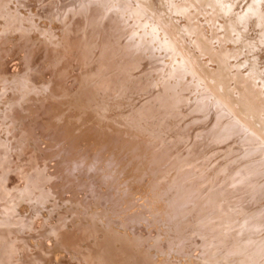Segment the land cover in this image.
Returning a JSON list of instances; mask_svg holds the SVG:
<instances>
[{
  "label": "rangeland",
  "instance_id": "obj_1",
  "mask_svg": "<svg viewBox=\"0 0 264 264\" xmlns=\"http://www.w3.org/2000/svg\"><path fill=\"white\" fill-rule=\"evenodd\" d=\"M144 1L0 0V264H264V0Z\"/></svg>",
  "mask_w": 264,
  "mask_h": 264
},
{
  "label": "bare ground",
  "instance_id": "obj_2",
  "mask_svg": "<svg viewBox=\"0 0 264 264\" xmlns=\"http://www.w3.org/2000/svg\"><path fill=\"white\" fill-rule=\"evenodd\" d=\"M151 1H152V0H151ZM144 2L146 3L147 1L145 0ZM150 3H151V2H150ZM147 4H148V3H146V5H147ZM187 4H188V2H187ZM178 6H179V5H178ZM178 6H177V7H178ZM87 8H88V7H87ZM85 9H86V8H85ZM156 16H157V15H156ZM224 26H225V25H224ZM221 49H222V48H221ZM221 49H220V50H221ZM218 51H219V50H218ZM218 51H217V52H218ZM103 52H104V51H103ZM106 53H107V52H106ZM106 53H105V54H106ZM84 54H85V53H84ZM103 54H104V53H103ZM109 54H111V53H108V56H109ZM216 56H217V55H216ZM89 57H90V56H89ZM100 57H101V56H100ZM103 57H104V55H103ZM103 57H102V58H103ZM109 57H110V56H109ZM223 57H224V56H223ZM223 57H222V58H223ZM225 57H226V56H225ZM90 58H92V57H90ZM107 58H108V57H106V59H107ZM217 58H218V56H217ZM107 60H108V59H107ZM107 60H105V61H107ZM62 61H63V60H62ZM66 61H68V60H66ZM79 61H80V60H79ZM87 61H88V60H87ZM89 61H90V60H89ZM103 61H104V60H103ZM105 61H104V62H105ZM219 61H220V60H219ZM224 61H225V60H224ZM81 62H82V61H81ZM93 62H94V61H93ZM104 62H102V60H101L100 63H101V64H102V63L104 64ZM220 62H221V61H220ZM61 63H62V62H61ZM71 63H72V62H71ZM76 63H77V62H76ZM223 63H224V62H223ZM79 65H80V64H79ZM105 65L107 66L108 64L105 63ZM105 65H104V68H105ZM97 67H98V66H97ZM101 67H102V66H101ZM107 67H109V66H107ZM97 69H98V68H97ZM107 69H108V68H107ZM89 70H90V69H89ZM116 70H117V69H116ZM94 71H95V70H94ZM117 71H118V70H117ZM84 72H85V71H84ZM88 73H89V72H88ZM88 73H87V74H88ZM96 73H97V72H96ZM81 74H82V73H81ZM90 75H91V74H90ZM130 77H132V76H130ZM78 78H79V77H78ZM128 78H129V76H128ZM126 79H127V78H126ZM78 83H79V81H78ZM126 83H127V81H126ZM78 87H79V86H78ZM83 87H84V85H83ZM85 87H87V86L85 85ZM124 87H125V86H124ZM82 89H83V88H82ZM82 89H79V90H82ZM87 89H88V88H87ZM89 89H90V88H89ZM83 91H84V89H83ZM90 91H91V90H90ZM56 93H57V92H56ZM79 93H80V92H79ZM81 93H82V92H81ZM90 93H91V92H90ZM90 93H89V94H90ZM82 94H83V93H82ZM82 94H81V95H82ZM84 95H85V94H84ZM90 95H91V94H90ZM92 95H93V94H92ZM73 96H74V95H73ZM75 98H76V97H75ZM79 100H80V99H79ZM79 100H78V101H79ZM91 102H92V101H91ZM91 102H90V104H91ZM45 103H46V102H45ZM52 104H53V102H52ZM49 105H50V104H49ZM82 105H83V103H82ZM91 106H92V105H91ZM25 107H26V106H25ZM49 107H50V106H49ZM98 107H99V106H98ZM103 107H104V106H103ZM85 108H86V107H85ZM85 108H84V109H85ZM99 108H100V107H99ZM40 109H41V108H40ZM47 110H48V109H47ZM101 110H102V109H101ZM34 111H35V110H34ZM34 111H33V112H34ZM39 111H40V110H39ZM97 111H98V110H97ZM99 111H100V110H99ZM99 111H98V112H99ZM102 111H103V110H102ZM100 112H101V111H100ZM104 112H105V111H104ZM35 115H37V114H35ZM48 115H49V114H48ZM33 117H34V116H33ZM33 117H32V118H33ZM36 117L38 118V115H37ZM40 118H41V117H40ZM32 120H33V119H32ZM35 121H36V120H35ZM35 121H34V123H35ZM34 125H35V124H34ZM113 129H114V128H113ZM43 130H44V129H43ZM32 131H33V130H32ZM173 131H174V130H173ZM30 132H31V131H30ZM42 132H43V131H42ZM78 133H79V132H78ZM83 133H86V132L83 131L82 134H83ZM109 133H111V132H109ZM25 134H26V132H25ZM33 134H34V133H33ZM111 134H112V133H111ZM118 134H120V133H118ZM26 135H27V134H26ZM26 135H25V136H26ZM29 135H30V134H29ZM39 135H40V134H39ZM112 135H113V134H112ZM20 136H21V135H20ZM76 136H78V134H77ZM118 136H119V135H118ZM134 136H135V135H134ZM27 137H28V136H27ZM40 137H41V136H40ZM81 137H82V136H81ZM84 137H85V136H84ZM86 137H87V136H86ZM86 137H85V138H86ZM135 137H136V136H135ZM77 138H78V137H77ZM85 138H84V139H85ZM117 138H118V137H117ZM137 138H138V137H137ZM5 139H6V138H5ZM24 139H25V138H24ZM27 139H28V138H27ZM36 139H37V138H36ZM74 139H75V138H74ZM132 139H133V136H132ZM81 140H82V139H81ZM72 141H73V140H72ZM77 141H78V140H77ZM86 141H87V140H86ZM138 141H139V140H138ZM9 142H10V141H9ZM25 142H26V140H25ZM36 142H37V141H36ZM73 142H74V141H73ZM82 142H83V141H82ZM113 142H114V141H113ZM115 142H117V141H115ZM2 143H3V142H2ZM21 143H22V142H21ZM12 144H13V143H12ZM23 144H24V143H23ZM10 145H11V144H10ZM47 145H48V144H47ZM72 145H73V144H72ZM84 145H85V144H84ZM86 145H87V144H86ZM99 145H100V144H99ZM109 145H110V144H109ZM111 145H113V144H111ZM143 145H144V143H143ZM173 145H174V144H173ZM41 146H42V145H41ZM59 146H60V145H59ZM62 146H63V145H62ZM62 146H61V147H62ZM76 146H77V145H75V146L73 145V147H76ZM79 146H80V145H79ZM103 146H104V145H103ZM103 146H102V147H103ZM140 146H141V145H140ZM169 146H170V145H169ZM70 147H71V146H70ZM99 147H101V146H99ZM102 147H101V148H102ZM113 147H115V148L117 147V146H115V143H114V146H113ZM141 147H142V146H141ZM144 147H145V146H144ZM36 148H37V146H36ZM36 148H35V149H36ZM64 148H66V147H64ZM71 148H72V147H71ZM71 148H69V149L72 151L73 149H71ZM83 148H84V146H83ZM88 148H89V147H88ZM97 148H98V147H97ZM101 148H98L97 151H99V149H101ZM115 148H114V149H115ZM42 149H43V148H42ZM42 149H41V150H42ZM66 149H67V148H66ZM79 149H80V148H79ZM86 149H87V148H86ZM104 149H105V148H104ZM134 149H135V148H134ZM139 149H140V148H139ZM167 149H168V148H167ZM36 150H38V149H36ZM81 150H82V149H81ZM87 150H88V149H87ZM106 150H107V149H106ZM162 150H163V149H161L160 151L162 152ZM51 151H54V150H51ZM51 151H50V152H51ZM64 151H65V150H64ZM66 151H67V150H66ZM73 151H74V150H73ZM76 151H77V150H76ZM84 151L86 152V150H83V152H84ZM89 151H90V150H89ZM92 151H93V150H91L90 153H91ZM95 151H96V150H95ZM164 151H166V150H164ZM164 151H163V152H164ZM167 151H169V150H167ZM21 152H22V151H21ZM24 152H26V151H24ZM34 152H35V151H34ZM38 152L40 153L41 151H38ZM55 152H56V151H55ZM58 152H59V151H58ZM77 152H78V151H77ZM111 152H112V151H111ZM36 153H37V152H36ZM47 153H48V152H47ZM53 153H54V152H53ZM59 153H60V152H59ZM66 153H67V152H66ZM80 153H81V151H80ZM99 153H100V151H99ZM105 153H106V151H105ZM105 153H103V154L105 155ZM109 153H110V152H109ZM157 153H158V152H157ZM164 153H165V152H164ZM16 154H17V152H16ZM23 154H25V153H23ZM64 154H65V153H64ZM85 154H86V153H85ZM87 154H88V153H87ZM92 154H94V153H92ZM92 154H91V155H92ZM97 154H98V153H96V156L100 155V154H98V155H97ZM159 154H160V153H159ZM167 154H168V153H167ZM39 155H40V154H39ZM45 155H46V158H47V155H49V154H45ZM59 155H61V154H59ZM75 155H77V154H75ZM78 155H79V154H78ZM78 155H77V156H78ZM83 155H84V154H83ZM94 155H95V154H94ZM101 155H102V154H101ZM160 155H161V154H160ZM165 155H166V154H165ZM33 156H34V155H33ZM33 156H32V157H33ZM42 156H43V155H42ZM68 156H69V155H68ZM85 156H88V155H85ZM85 156H82V155L80 154V155L78 156V158H79V157H81V158L83 157V158H84ZM105 156H106V155H105ZM166 156L168 157V155H166ZM166 156H165V157H166ZM35 157H36V156H35ZM58 157H59V156H57V158H58ZM70 157H71V156H70ZM160 157H161V156H160ZM39 158H40V157H39ZM42 158H43V157H42ZM44 158H45V157H44ZM53 158H56V157H53ZM72 158H74V160H75V157H72ZM83 158H82V159H83ZM89 158L92 159L91 156H89L88 159H89ZM100 158H101V157H100ZM102 158H103V157H102ZM104 158H105V157H104ZM16 159H17V158H15V160H16ZM48 159H49V158H48ZM161 159H163V158H161ZM164 159H165V158H164ZM24 160H25V159H24ZM32 160H33V159H32ZM53 160H54V159H53ZM55 160L57 161V159H55ZM58 160H59V159H58ZM80 160H81V159H80ZM86 160H87V159H86ZM86 160H84V161L82 162V164H83ZM89 160H90V159H89ZM89 160H88V162H92V161H89ZM92 160H93V159H92ZM113 160H114V159H113ZM156 160H157V159H156ZM18 161H19V160H18ZM56 161H55V162H56ZM66 161H67V160H66ZM104 161H105V160H104ZM12 162H13V161H12ZM44 162H45V160H44ZM60 162H61V161H60ZM64 162H65V161H64ZM78 162H79V161H78ZM88 162L86 161L87 166H88V165L90 166L92 163L90 164V163H88ZM105 162H106V161H105ZM108 162H109V161H108ZM161 162H162V161H161ZM18 163H19V162H18ZM34 163H35V162H34ZM46 163H47V162H46ZM65 163H66V162H65ZM67 163H68V162H67ZM74 163H75V162H74ZM80 163H81V162H80ZM109 163H111V162H109ZM158 163H159V162H158ZM12 164H13V163H12ZM48 164H49V163H48ZM56 164H57V162H56ZM58 164H59V163H58ZM82 164H81V165H82ZM95 164H98V163H95ZM95 164H94V165H95ZM105 164H106V163H105ZM114 164L117 165V163H115V162H114ZM154 164H157V163H154ZM9 165H10V164H9ZM36 165H37V164H36ZM62 165H63V164H62ZM75 165H76V164H75ZM83 165H86V164H83ZM83 165H82V166H83ZM99 165H100V164H99ZM107 165H108V164H107ZM107 165H106V166H107ZM109 165H110V164H109ZM116 165H115V167H116ZM50 166H51V165H50ZM57 166H59V165H57ZM67 166H68V165H67ZM70 166H71V165H70ZM87 166H85V167L87 168ZM89 166H88V168H90ZM92 166H93V165H92ZM96 166H97V165H96ZM112 166H113V165H112ZM155 166H156V165H155ZM171 166H172V165H171ZM40 167H41V166H40ZM60 167H61V166H60ZM60 167H59V168H60ZM73 167H74V166H73ZM77 167H78V166H77ZM97 167H98V166H97ZM103 167H104V166H103ZM103 167H102V168H103ZM107 167H108V166H107ZM109 167H111V166H109ZM117 167H119V166L117 165ZM157 167H158V166H157ZM47 168H48V167H47ZM47 168H46V170H47ZM55 168H56V167H55ZM74 168H75V167H74ZM94 168H95V166L92 167V169H94ZM104 168H105V167H104ZM104 168H103V169H104ZM154 168H155V167H154ZM60 169H61V168H60ZM62 169H63V168H62ZM75 169H76V168H75ZM82 169H85V168L83 167V168H81V170H82ZM118 169H119V168H118ZM155 169H156V168H155ZM161 169H162V168H161ZM249 169H251V168H249ZM68 170H69V169H68ZM87 170L91 171V169H87ZM108 170H109V169H108ZM112 170H113V169H112ZM119 170H120V169H119ZM142 170H143V169H142ZM22 171H23V170H22ZM51 171H52V170H51ZM51 171H50V172H51ZM56 171H57V170H56ZM58 171H59V170H58ZM64 171H65V169H64ZM70 171H71V170H70ZM89 171H88V172H89ZM92 171H95V170H92ZM96 171H97V169H96ZM100 171H101V170H100ZM103 171H104V170H103ZM103 171H102V173H103ZM106 171H107V170H106ZM122 171H124V170L122 169ZM135 171H136V170H135ZM11 172H12V171H11ZM26 172H27V171H26ZM44 172H45V171H44ZM88 172H87V174H89ZM137 172H138V171H137ZM67 173H68V172H67ZM71 173H72V172H71ZM73 173H74V172H73ZM73 173H72V177L74 176ZM91 173H92L91 176H93L95 172H91ZM102 173H101V174H102ZM117 173H118V172H117ZM34 174H35V173H34ZM60 174L63 175L62 173H60ZM64 174H65V173H64ZM85 174H86V173H85ZM99 174H100V172H99ZM99 174H98V175H99ZM103 174H104V173H103ZM107 174H108V172H107ZM109 174H110V172H109ZM111 174H112V173H111ZM111 174H110L109 176H111ZM115 174H116V173H115ZM167 174H168V173H167ZM176 174H177V173H176ZM178 174H179V173H178ZM36 175H37V174H36ZM46 175H47V174H46ZM51 175H52V174H51ZM53 175H54V174H53ZM70 175H71V174H70ZM70 175H68V177H67L68 180H69V176H70ZM81 175H82V174H81ZM95 175H96V174H95ZM104 175H105V174H104ZM113 175H114V174H113ZM116 175H117V174H116ZM116 175H115V176H116ZM164 175H165V174H164ZM55 176H56V175H55ZM58 176H59V175H58ZM86 176H87V175H86ZM100 176H101V175H100ZM45 177H46V176H45ZM51 177H53V176H51ZM60 177L62 178V177H64V176H60ZM103 177H104V176H103ZM111 177H112V176H111ZM113 177H114V176H113ZM31 178H32V177H31ZM47 178H49V177H47ZM56 178H57V176H56ZM70 178H71V177H70ZM75 178H76V177H75ZM83 178H86V177H83ZM88 178H90V177H88ZM88 178H87V179H88ZM93 178H95V176H94ZM107 178H108V177H107ZM107 178H105V179H107ZM52 179H55V178H52ZM59 179H60V178H59ZM80 179H81V177H80ZM90 179H92V177H91ZM90 179H89V180H90ZM108 179H111V178H108ZM118 179H119V178H118ZM61 180H62V179H61ZM68 180H67V181H68ZM77 180H78V179H77ZM82 180H83V179H82ZM100 180H101V179H100ZM113 180H114V179H113ZM186 180H188V178H187ZM51 181H52V180H51ZM55 181L57 182L58 180H55ZM64 181H66V179H65ZM78 181H79V180H78ZM78 181H76V182H78ZM91 181H93V180H91ZM98 181H99V180H98ZM101 181H103V180H101ZM105 181H106V180H105ZM72 182H73V181H72ZM84 182L86 183V181H84ZM188 182H189V181H188ZM52 183H53V181L51 182V184H52ZM64 183H65V182H64ZM64 183H63V185H64V188H63V189L66 188ZM66 183H67V182H66ZM44 184H45V183H44ZM68 184H69V182H68ZM73 184H75V182H74ZM88 184H89V183H88ZM93 184H94V186H95V183H93ZM99 184H101V183L99 182ZM181 184H182V183H181ZM63 185H62V186H63ZM66 185H67V184H66ZM84 185H85V184H84ZM89 185L92 186V185H91V182H90ZM29 186H30V185H29ZM40 186H41V185H40ZM54 186H55V185H54ZM62 186H61V187H62ZM72 186H74V185H72ZM81 186H82V185H81ZM94 186H92V187L95 188ZM43 187H45V185H44ZM43 187H42V188H43ZM47 187H48V186H47ZM50 187H51V186H50ZM78 187H79V185H78ZM92 187H91V188H92ZM52 188H53V187H52ZM84 188H85V187H84ZM88 188H89V187H88ZM88 188H87V189H88ZM63 189H62V190H63ZM71 189H72V188H71ZM82 189H83V188H82ZM87 189H86V190H87ZM66 190H67V189H66ZM69 190H70V189H69ZM93 190H94V189H93ZM84 191H85V189H84ZM88 191H89V190H88ZM90 191H91V190H90ZM95 191H96V190H95ZM193 191H194V190H193ZM63 192H64V191H63ZM67 192H68V191H67ZM196 192H197V191H196ZM61 193H62V192H61ZM68 193H69V192H68ZM80 193H81V191H80ZM58 194H59V193H58ZM71 194H72V193H71ZM85 194H86V193H85ZM90 194H91V193H90ZM197 194H198V193H197ZM153 195H154V194H153ZM194 195H195V194H194ZM83 196H84V193H83ZM196 196H197V195H196ZM64 197H65V196H64ZM77 197H78V196H77ZM99 197H100V195H99ZM152 197H153V196H152ZM86 198H87V197H86ZM99 200H100V199H99ZM101 200H102V199H101ZM84 201H85V200H84ZM82 202H83V201H82ZM103 203H105V202H103ZM163 203H164V201H163ZM88 204H90V203H88ZM88 204H87V205H88ZM93 204H94V203H93ZM81 205H82V204H81ZM87 205H86V206H87ZM163 205H164V204H163ZM86 206H85V207H86ZM101 206H102V205H101ZM95 208H96V207H95ZM26 210H27V209H26ZM84 210H85V209H84ZM87 210H88V209H87ZM112 210H113V209H112ZM99 211H100V210H99ZM76 212H77V211H76ZM81 212H83V211H81ZM100 212H101V211H100ZM102 212H103V211H102ZM97 214H99V213H97ZM200 214H201V213H200ZM78 215H79V214H78ZM69 216H70V215H69ZM54 217H55V216H54ZM105 217H106V216H105ZM109 217H110V216H109ZM199 217H200V216H199ZM201 217H202V216H201ZM81 218H83V217H81ZM108 219H109V218H108ZM108 219H107V220H108ZM110 220H112V218H111ZM110 220H108V221H110ZM61 222H62V221H61ZM61 222H60V223H61ZM69 224H70V223H69ZM69 224H67V225H69ZM19 225H20V224H19ZM24 225H25V224H24ZM58 226H59V225H58ZM58 226H55V227H54L55 229H54L53 227L50 228V229H52L51 231L54 230L53 232L56 231V233H57V232H59V233L61 232L60 234H58V233H57V234L55 233V234H56V235H60V236H61L60 238H67V236H66L62 231H60V229H59ZM69 227H70V226H69ZM75 227H76V226H75ZM80 227H81V226H80ZM94 227H95V226H94ZM7 228H8V227H7ZM15 228H17V230H18L19 226H17V227L15 226ZM65 228H66V227H65ZM73 228H74V227H73ZM132 228H133V227H132ZM5 229H6V228H5ZM9 229H11V228H9ZM79 229H80V228H79ZM79 229H78V230H79ZM82 229H83V227H82ZM82 229H80V230H82ZM98 229H99V228H98ZM98 229H97V230H98ZM104 229H105V228H104ZM104 229H103V230H104ZM109 229H110V228H109ZM6 230H8V229H6ZM12 230H13V229H12ZM20 230H21V229H20ZM20 230H19V232H20ZM68 230H69V229H68ZM74 230H75V229H74ZM101 230H102V229H101ZM9 231H10V230H9ZM37 231H38V230H37ZM75 231H76V230H75ZM98 231H99V230H98ZM161 231H162V230H161ZM15 232H16V230H15ZM69 232H70V231H69ZM73 232H74V231H73ZM82 232H83V231H82ZM103 232H104V231H103ZM106 232H107V231H106ZM119 232H120V231H119ZM11 233H13V235H14L15 238H16L15 235H19V234H17L18 232H17L16 234H14V231H11ZM74 233H75V232H74ZM3 234H4V235H3ZM70 234H71V233H70ZM76 234H77V233H76ZM76 234H75V235H76ZM85 234H86V233H85ZM87 234H88V233H87ZM136 234H137V233H136ZM6 235H7L6 232L0 229V240L5 239V236H6ZM22 235H23V234H22ZM10 236H11V235H10ZM10 236L8 235V237H10ZM20 236H21V235H20ZM29 236H30V235H29ZM53 236H54V235H53ZM86 236H87V235H86ZM117 236H118V235H117ZM137 236H138V235H137ZM17 237H18V236H17ZM81 237H82V236H81ZM84 237H85V236H84ZM100 237H101V236H100ZM11 238H12V237H10V241H11ZM19 238H20V237H19ZM75 238H76V237H75ZM75 238H74V239H75ZM105 238H106V237H105ZM118 238H121V237H118ZM123 238H124V237H123ZM125 238L128 239V237H125ZM13 239H14V238H13ZM50 239H53V238H50ZM71 239H72V238H71ZM113 239H114V238H113ZM139 239H140V238H139ZM155 239H156V238H155ZM6 240H7V239H6ZM13 241H14V240H13ZM13 241H11V242H12L11 244L15 243V241H14V242H13ZM49 241H50V240H49ZM111 241H112V240H110V242H111ZM123 241H124V240H123ZM125 241H126V240H125ZM131 241H132V240H131ZM134 241H135V240H134ZM136 241H137V240H136ZM110 242H109V240H108V244H109V245H111V244L114 243V241H112L111 244H110ZM126 242H127V241H126ZM129 242H130V241H129ZM138 242H139V241H138ZM5 243H6V241H4V243L2 242V245H1V247H0V252H1V253L4 252V254L8 255V256H6V258L9 257V259H11L10 256H12V255L14 254V250H13V248L15 247V244L13 245L14 247L11 246V247H12V248H11L12 253H11L10 249L8 248V246H7V247L5 246ZM7 243H9V242H7ZM68 243H69V242H68ZM101 243H102V242H101ZM105 243H106V242H105ZM133 243H134V242H133ZM58 244H59V243H58ZM129 244H130V243H129ZM131 244H132V243H131ZM137 244H138V243H137ZM141 244H142V243H141ZM17 245H18V244H17ZM20 245H21V244H20ZM83 245H84V244H83ZM101 245H102V244H101ZM104 245H105V244L103 243V246H104ZM109 245L107 246V244H106V246L104 247V250H101V252H102V251H106L105 249H107V247H110ZM139 245H140V244H139ZM47 246H48V245H47ZM59 246H60V245H59ZM62 246H63V244H62ZM73 246H74V245H73ZM92 246H93V245H92ZM99 246H100V245H99ZM112 246H113V245H112ZM141 246H142V245H141ZM23 247H24V246H23ZM23 247H22V248H23ZM50 247H51V246H50ZM123 247H124V246H123ZM143 247H144V246H143ZM68 248H69V247H68ZM131 248H132V247H131ZM18 249H19V247L17 248V251H19L21 257L18 258V261H17V260H16V261L18 262V264H23V263L28 264V262H23V260H24V258H27V259L29 260L28 257H29V254H31V253H29V254L27 253L28 255H26V256H28V257H25V256L23 255V254H25V253L22 254L23 251H21V249H20V250H18ZM110 249H111V252H112V248H110ZM50 250H52V249H50ZM108 250H109V248H108ZM108 250H107V251H108ZM115 250H116V249H115ZM142 250H143V249H142ZM15 251H16V250H15ZM44 251H46V250H44ZM47 251H48V250H47ZM95 251H96V250H95ZM107 251H106V255L104 254L106 257H105L104 255H102L101 258H103V256H104L105 258H107V256H108L107 253H109V252H107ZM109 251H110V250H109ZM146 251H148V250H146ZM156 251H157V250H156ZM41 252H42V249H41ZM49 252H50V251H48V253H49ZM51 252H52V251H51ZM96 252H97V254L100 253L99 251H96ZM114 252H115V251H114ZM124 252H125V250H124ZM138 252H139V251H138ZM165 252H166V251H165ZM43 253H45V252H43ZM80 253H81V252H80ZM91 253L94 255V252H91ZM125 253L127 254L128 252H125ZM148 253H149V252H148ZM17 254H18V253H17ZM40 254L42 255V253H40ZM92 254H91V255H92ZM126 254H124V257H123V258H126ZM161 254H163V253H161ZM165 254H166V253H165ZM15 255H16V253H15ZM32 255H33V254H32ZM46 255H48L47 252H46ZM46 255L44 254V255H42V256H45V257H46ZM91 255H90V256H91ZM95 255H96V253H95ZM99 255H101V253H100ZM134 255H135V254H134ZM1 256H2V255H1ZM3 256H5V255H3ZM34 256H35V254L33 255V257H34ZM61 256H62V255H61ZM90 256H89L88 260L90 259L89 261H92V262H91V264H92L93 261H95L94 259L92 260V258H93V257H96V256H93L92 258H90ZM128 256H129V254H128ZM128 256H127V257H128ZM139 256H141V255H139ZM30 257H31V256H30ZM37 257H38V256H37ZM37 257L35 256V259L38 260ZM45 257H44V258H45ZM47 257H48V256H47ZM97 257H99V256H97ZM97 257H96L95 259H97ZM134 257H137V256H134ZM153 257H154V256H153ZM4 258H5V257H4ZM6 258H5V260H6ZM44 258H43V259H44ZM48 258H49V257H48ZM57 258H58V257H57ZM59 258H60V256H59ZM59 258H58V259H59ZM101 258L99 257L98 260L100 259V261H102L101 263L104 264L106 261L103 260L104 258H103V259H101ZM155 258H156V257H155ZM155 258H154V259H155ZM164 258H165V257H164ZM1 259H2V258H1ZM27 259H25V260H27ZM32 259L34 260V258H31L30 260H32ZM41 259H42V258H41ZM53 259H54V258H53ZM68 259H69V258H68ZM108 259H109V258H108ZM128 259H129V258H128ZM25 260H24V261H25ZM30 260H29V261H30ZM33 260H32V261H33ZM44 260H46V259H44ZM51 260H52V258H51ZM60 260H62V259H60ZM84 260H85V259H84ZM124 260H126V259H124ZM162 260H166V259H162ZM167 260H169V259H167ZM0 261H2V260H0ZM11 261H12V260H11ZM16 261H15V262H16ZM38 261H40V260H38ZM42 261H43V260H41L40 262H42ZM48 261H50V260L48 259ZM64 261H65V260H64ZM103 261H105V262L103 263ZM128 261H129V260H128ZM153 261H154V260H153ZM3 262H4V261H3ZM3 262H1V264H2ZM5 262H6V261H5ZM22 262H23V263H22ZM35 262H37V261H35ZM35 262H34V263H35ZM44 262H45V261H44ZM50 262H51V261H50ZM57 262H59V261H57ZM60 262L63 263L62 261H60ZM67 262H68V261H67ZM76 262H77V261H76ZM97 262L99 263V261L96 260V262H94L93 264H95V263L97 264ZM122 262H123V260H122ZM130 262H131V260H130ZM130 262H128V263L131 264L132 262H131V263H130ZM148 262H149V261H148ZM161 262H162V261H161ZM6 263H7V262H6ZM6 263H5V264H6ZM13 263H14V262H13ZM13 263H12V264H13ZM32 263H33V262H32ZM32 263H31V264H32ZM48 263H49V262H48ZM55 263H56V262H55ZM61 263H60V264H61ZM68 263H70V262H68ZM81 263H83V262H81ZM101 263H100V264H101ZM126 263H127V260H126ZM128 263H127V264H128ZM8 264H9V263H8ZM15 264H16V263H15ZM29 264H30V263H29ZM37 264H38V263H37ZM40 264H41V263H40ZM49 264H51V263H49ZM57 264H59V263H57ZM64 264H67V263L64 262ZM71 264H72V263H71ZM73 264H74V263H73ZM105 264H107V262H106ZM109 264H110V263H109Z\"/></svg>",
  "mask_w": 264,
  "mask_h": 264
}]
</instances>
